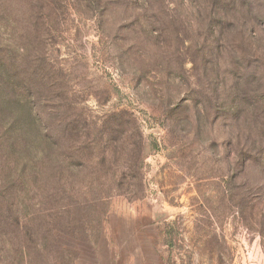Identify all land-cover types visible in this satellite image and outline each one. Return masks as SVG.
<instances>
[{"label": "rangeland", "instance_id": "374dc122", "mask_svg": "<svg viewBox=\"0 0 264 264\" xmlns=\"http://www.w3.org/2000/svg\"><path fill=\"white\" fill-rule=\"evenodd\" d=\"M238 1L0 0V264H264V24Z\"/></svg>", "mask_w": 264, "mask_h": 264}, {"label": "trees", "instance_id": "16d2710c", "mask_svg": "<svg viewBox=\"0 0 264 264\" xmlns=\"http://www.w3.org/2000/svg\"><path fill=\"white\" fill-rule=\"evenodd\" d=\"M237 3L239 4V6H242V7L246 5L250 6L251 11H253L254 13V15L253 14L251 15L255 16L253 17V19L256 25L264 24V4H259L258 7H253L252 5H248L244 0H239ZM241 37L244 38L243 36ZM242 38L240 39L238 44H239V47L243 51V48L248 45L245 43L244 39ZM245 50H246V53H244L245 59H246V64L244 66L245 69L249 68V65L251 64L255 65L256 67V68L254 67L255 69H261L262 67H264V58L256 54L255 55L252 54L250 49L248 51V48H245ZM13 65L14 63L11 60H9L8 57L0 56V114L1 115L3 113L2 111L9 112L10 105H11V102L9 103V101H11V96L14 95V92L16 93V89H17V85L15 83L20 82V78H15L14 80L13 78L17 76V73H18L17 71H21V69L20 68H16L13 70L10 69L12 68ZM262 71L264 72V68L262 69ZM256 94H257V99H258V101L256 102V105H259V102L261 104L264 103V88L258 89ZM4 95L8 99L4 100V104H3L1 102L2 100L1 97ZM241 101H242V104L240 103L239 106L244 105L243 103L245 102V100L241 99ZM262 115H264V113H262ZM114 122L115 124L112 128L113 132L116 134H120L122 132L121 121L119 119H115ZM7 139H9V137H7ZM258 143L260 145L259 152L260 153L264 152V138H260ZM243 145L244 144H242V147L239 150V155L247 159L249 155H252V154L249 148H247V144H245L244 146Z\"/></svg>", "mask_w": 264, "mask_h": 264}]
</instances>
